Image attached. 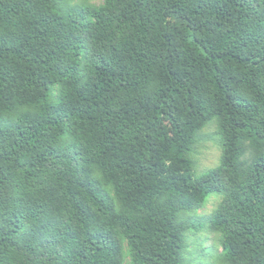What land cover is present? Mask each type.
I'll return each instance as SVG.
<instances>
[{
	"label": "trees",
	"instance_id": "trees-1",
	"mask_svg": "<svg viewBox=\"0 0 264 264\" xmlns=\"http://www.w3.org/2000/svg\"><path fill=\"white\" fill-rule=\"evenodd\" d=\"M215 193L224 262L264 264V0H0V264H185Z\"/></svg>",
	"mask_w": 264,
	"mask_h": 264
},
{
	"label": "rangeland",
	"instance_id": "rangeland-1",
	"mask_svg": "<svg viewBox=\"0 0 264 264\" xmlns=\"http://www.w3.org/2000/svg\"><path fill=\"white\" fill-rule=\"evenodd\" d=\"M72 4L99 6L103 0H69ZM222 155V141L217 122L209 123L198 134L191 157L197 175L217 168ZM223 199L222 194H211L199 209L184 212L181 217L188 225L186 248L183 252L185 264H226L222 253V234L213 229L210 218Z\"/></svg>",
	"mask_w": 264,
	"mask_h": 264
}]
</instances>
